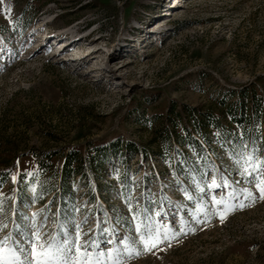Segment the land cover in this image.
Masks as SVG:
<instances>
[{
    "label": "rangeland",
    "instance_id": "rangeland-1",
    "mask_svg": "<svg viewBox=\"0 0 264 264\" xmlns=\"http://www.w3.org/2000/svg\"><path fill=\"white\" fill-rule=\"evenodd\" d=\"M61 32L75 38L63 42ZM250 85L264 87V0H0V247L19 255L35 224L38 251L79 231L105 253L126 239L120 264H264V198L240 179L234 146L214 133L205 142L192 132L199 146L176 142L165 117L174 105L188 125L182 104L205 111L222 91ZM143 112L163 115L143 124ZM261 125L238 144L264 158ZM117 138L137 152L109 156L94 174L87 145ZM70 148L86 169L62 179ZM205 149L229 186L201 196L189 175L210 182L209 172L170 165L177 151L194 161ZM48 152L58 154L43 172ZM126 198L140 210L136 222ZM141 219L159 232L147 250Z\"/></svg>",
    "mask_w": 264,
    "mask_h": 264
},
{
    "label": "snow or ice",
    "instance_id": "snow-or-ice-1",
    "mask_svg": "<svg viewBox=\"0 0 264 264\" xmlns=\"http://www.w3.org/2000/svg\"><path fill=\"white\" fill-rule=\"evenodd\" d=\"M220 136V133H216ZM243 136L239 137V143L243 144ZM222 147H227L231 144L234 146L232 151V157H235L234 162L239 165L237 168V173L240 179L248 180L251 183H255L257 191L260 193V197L264 198V158L258 157L257 153L260 151L258 148L247 149L245 145L244 149L239 147L237 143L236 134H230V138L225 141L224 139H219L217 141ZM195 160L189 161L185 160L183 156L177 151L176 156L179 159L173 158L172 165L170 167L173 171L176 170V166L179 167L180 171H185L189 163H194L198 168L203 166V169L208 171L212 176L209 182L206 178L199 179L197 176L189 175V183H196L197 191L201 196L203 194L211 193V190L218 187L229 186V180L225 179V174L222 173L221 169L218 168L213 159L210 157H215V153H212L209 149H205L203 153L194 154ZM229 157V159H232ZM223 159V157H221ZM167 162V161H166ZM188 174V173H186ZM179 175V172H176ZM204 175V171L200 172V176ZM221 181L223 183L221 184ZM168 185H165L167 187ZM175 187L180 188V181L177 179L175 182ZM185 193V199H189L188 189H183ZM200 197L198 196V199ZM214 201L213 206L215 207V197H211ZM126 203L130 212L132 213V220L136 222L137 217L140 215V210L133 208L130 200L126 198ZM37 230L32 233L31 238L24 240L23 243L17 245L19 249V255L17 251H13L12 247L7 248L0 247V264H120V258L123 252H128L130 254V248L126 242V239H119L118 243L124 245V249L121 250L119 247H108L107 253L100 251L93 245H89L87 241H81L80 236L83 235L77 231L76 237L70 240L68 236H63L59 241L52 239L43 244L39 245V251L37 250L38 245L34 241L39 237V229L37 225H33ZM136 234L139 236L140 241L144 243L145 249L147 250L148 244L152 241L159 239V232L157 229L156 234H153L152 227L150 224H145L143 219L136 224ZM8 237L7 239H10ZM23 239V238H22ZM106 244L111 245L114 243L112 239L105 241ZM25 244L31 246V259H29L28 249ZM155 243H152V247H155Z\"/></svg>",
    "mask_w": 264,
    "mask_h": 264
},
{
    "label": "trees",
    "instance_id": "trees-1",
    "mask_svg": "<svg viewBox=\"0 0 264 264\" xmlns=\"http://www.w3.org/2000/svg\"><path fill=\"white\" fill-rule=\"evenodd\" d=\"M258 80H262L260 77ZM230 98H233L229 101ZM181 109L184 110L188 119V125L179 126L180 111L174 105H170L165 113V117L169 121L170 130L167 136L172 137L176 142H191L199 146L197 139L189 136L194 132L198 138L208 142L211 133H220V138H230V134L235 133L237 136L246 138L251 128L254 132L259 133L262 121L264 120V87L259 85H250L239 89H227L219 94L218 101L210 105L207 110L199 111L194 106L182 104ZM145 112L141 113L139 121L146 124L151 121H157L161 118V114H154L151 117H145ZM227 118V126L224 128L222 119ZM167 131V129H165ZM251 133V132H250ZM189 136V138H185ZM89 147L86 155L88 162L87 168L94 174L98 173L103 167L104 160L109 156H113L122 150L137 152L136 145L133 142L121 144L119 139H113L109 144L97 143L87 145ZM58 152H48L45 157L46 161L41 164L43 172L47 170L48 164H51V158ZM85 158L81 151L76 148H70L63 156L60 164V174L62 179L69 175L84 176L86 169ZM42 172V174H44ZM65 189V188H64Z\"/></svg>",
    "mask_w": 264,
    "mask_h": 264
},
{
    "label": "bare ground",
    "instance_id": "bare-ground-1",
    "mask_svg": "<svg viewBox=\"0 0 264 264\" xmlns=\"http://www.w3.org/2000/svg\"><path fill=\"white\" fill-rule=\"evenodd\" d=\"M65 37H66V36H65ZM79 40H80V39H79ZM79 40H78V41H79ZM69 43H70V42H69ZM69 43H68V44H64V45L62 46L63 49L66 48V47L69 45ZM91 52H92V51H91Z\"/></svg>",
    "mask_w": 264,
    "mask_h": 264
}]
</instances>
